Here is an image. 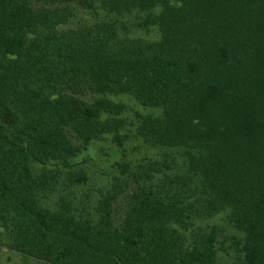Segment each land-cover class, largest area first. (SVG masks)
I'll list each match as a JSON object with an SVG mask.
<instances>
[{"label": "trees", "instance_id": "16d2710c", "mask_svg": "<svg viewBox=\"0 0 264 264\" xmlns=\"http://www.w3.org/2000/svg\"><path fill=\"white\" fill-rule=\"evenodd\" d=\"M71 2L112 17L63 29ZM131 14L158 38L129 37ZM120 94L158 113L128 123ZM128 126L159 155L115 162L97 190L75 160ZM224 211L234 234L198 224ZM0 245L48 264H264V0H0Z\"/></svg>", "mask_w": 264, "mask_h": 264}, {"label": "rangeland", "instance_id": "374dc122", "mask_svg": "<svg viewBox=\"0 0 264 264\" xmlns=\"http://www.w3.org/2000/svg\"><path fill=\"white\" fill-rule=\"evenodd\" d=\"M72 9L73 15L69 19L67 25L62 28L73 29L80 26L90 25L97 20L102 18H110L112 16L106 15L102 11L97 13L82 11L74 2L68 4ZM136 14L126 15L119 19L120 22L127 26L129 37L141 38L145 40H156L158 38V32L156 28H150L148 31L137 29L135 27ZM120 34H124L121 32ZM106 97L114 102L122 103L125 106V113L122 115L129 123L135 120L136 115H156V110H151L141 107L131 95L120 94V95H106ZM86 101H91L92 97L86 95L83 97ZM129 135V139L126 140L122 147L115 146L110 137L105 136L102 140L94 142L89 146L88 150L75 161L80 162L82 159H86L85 168L89 177L91 178V185L97 190L102 186L104 179H108L115 174L113 165L115 162L121 160L128 161L135 164L144 159L156 158L159 155L160 150L152 148L144 144L140 139L136 138L133 134L134 127L128 126L124 130ZM227 211L214 215L202 222L199 225L211 226L217 225L222 226L227 234H234V231L227 222ZM222 258L221 264H226L229 260L223 255L219 254ZM0 264H48L30 257L22 256L14 251H11L4 246L0 245Z\"/></svg>", "mask_w": 264, "mask_h": 264}]
</instances>
